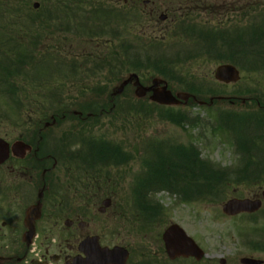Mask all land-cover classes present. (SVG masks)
Here are the masks:
<instances>
[{
	"label": "flooded vegetation",
	"instance_id": "obj_1",
	"mask_svg": "<svg viewBox=\"0 0 264 264\" xmlns=\"http://www.w3.org/2000/svg\"><path fill=\"white\" fill-rule=\"evenodd\" d=\"M123 2L125 12L140 11L150 19L143 27L147 33L161 30L162 4L158 1ZM140 3L143 10L138 9ZM165 14L168 20L169 11ZM78 57L87 62L90 50L85 49ZM79 77L65 87L64 75L58 76L53 96L46 93L47 85L34 90L27 102L36 104L37 110L27 123L18 125L19 133L13 140L4 138L10 149L16 142L26 143L29 149H11L0 164V264H81L84 253L91 251L89 247L81 251L85 240H90L92 247L125 248L127 264H178L184 259L169 261L163 251L142 247L132 251L125 246L127 231L120 229L119 234L114 228L124 221L123 212L130 213L138 206L136 198H131L138 193L136 146L131 139L104 143L102 136L90 132L101 121L98 116L109 112H84L77 109L78 105L107 101V97L112 101V90L97 89L92 77ZM108 82L104 78L101 83L104 86ZM141 85L151 86V81L143 80ZM125 89L134 92L133 83ZM51 104L69 106L41 110V106ZM106 201L110 202L108 207L104 206Z\"/></svg>",
	"mask_w": 264,
	"mask_h": 264
},
{
	"label": "rangeland",
	"instance_id": "obj_2",
	"mask_svg": "<svg viewBox=\"0 0 264 264\" xmlns=\"http://www.w3.org/2000/svg\"><path fill=\"white\" fill-rule=\"evenodd\" d=\"M5 7H8L4 12L7 15H3V10H0V51L2 52H11V51H21L15 47V42L23 43L28 45L36 46V56L37 60L42 64H46L48 68H45L46 72L52 71L51 74L45 73L44 75H50L48 80L38 81L37 72L35 71V67L32 69L33 72H30L28 78H17L20 79L23 83V86H27L24 88L23 93L19 92L24 97L21 98L25 100L26 97L33 96V91L36 90L35 87H38V83H49L46 88L51 94L56 93L52 89H56L57 83L56 81V67L55 64L58 65L59 59H57L55 54H58L60 61L70 62L76 61L74 57L81 52H84L85 49L94 50L97 42H104L108 39L105 35L106 31L103 32V37L99 36L101 40L98 38L92 42L93 44L89 45V39L85 36L84 28L77 21L73 22L74 26L78 29L72 31H64L56 30V24L53 22L48 23L47 30H44V24H46V17L48 15H52L58 10H62L66 8L68 5L71 7L68 11L59 12L60 15L64 18L65 25L69 26L72 23L71 18L77 17L79 20H85L80 12L74 11L76 9L81 8L82 10L89 11L92 18L90 22H94L96 24L97 21H101V18H97L91 12L94 11L98 7H103L105 9H114L117 5H123L124 0H5ZM151 1V0H148ZM158 1V0H157ZM80 2L82 6H74ZM160 2V1H159ZM158 2V3H159ZM36 3L40 6L38 10H34L32 4ZM207 6H210L212 3H215V7L212 9V12L215 13L218 11V17L221 19H227L233 14H238L239 8L246 5L247 8L252 12H259L261 9H257L259 4L264 5V0H208L206 1ZM199 5H189L188 1L183 0L180 3L175 2L170 5L163 4L160 7L159 16L163 13H168V11H173L178 16L180 14L188 13L192 11L194 8H198ZM60 7L62 9H60ZM152 6H147L144 10L148 13V10ZM139 10H143V5L140 3ZM13 10L15 12H13ZM233 11L228 14L229 11ZM135 14H129V12L124 15V26L128 28V33L126 36H130L132 34H136V40L141 44L143 41H146L148 44H152L154 42L153 38L164 39L162 48L164 53L167 55V50L171 47H174L177 43L176 39L179 38L175 35L172 39L167 38L166 33L163 31V27L169 24L170 18L166 23H162L161 30H158L154 33H147L143 27L149 24L150 19H148L145 15L140 14L136 11H133ZM252 12V14H253ZM65 14V15H64ZM135 15V16H134ZM142 15V16H140ZM192 16H196V19H199V15L202 18L208 17L207 14H203L201 12H195L191 14ZM140 16V17H137ZM1 17L5 19L6 22H1ZM17 18V21H11L10 19ZM61 17V18H62ZM135 18V19H134ZM216 19V18H215ZM110 22H112L111 18H108ZM154 20H156L154 18ZM134 22H140V25H135ZM146 22V24L143 23ZM214 21V20H213ZM7 24V25H5ZM112 24L115 22L113 20ZM43 25V26H42ZM27 28V29H25ZM110 28V27H109ZM108 28V29H109ZM142 29L146 34L142 40L141 37L138 36V33L142 32ZM55 31H58V34H54ZM81 32V34H80ZM84 32V33H83ZM132 34H131V33ZM143 33V32H142ZM13 36L16 41L9 44L10 41L7 42L8 36ZM105 35V36H104ZM94 37L95 34L93 35ZM102 37V38H101ZM146 38V39H145ZM152 39V40H149ZM144 46V45H143ZM91 48V49H90ZM160 48V49H162ZM57 49L59 51H57ZM57 51V52H56ZM56 52V53H55ZM43 54L45 56H43ZM2 55V56H1ZM43 56V57H42ZM8 56H4L3 53H0V61H10ZM183 60V58H180ZM13 60V59H11ZM50 61V62H49ZM199 61V60H198ZM196 61L194 63L184 65L179 64L174 73V78L172 81L176 83V80L183 81L184 78H190L192 81H196L194 84L202 83L205 88L208 90H213L212 92L202 93L198 92L197 97L201 98L204 94L206 98L204 100H208L209 97L215 96L219 93L225 96H237L243 94L246 91H258L259 87L264 84V77L261 78L260 75L255 74H247L240 70V82L234 84H230L228 86L218 85L214 82L213 72L215 68L221 62L214 63L209 60L204 61ZM224 63V62H222ZM221 63V64H222ZM65 68V67H64ZM66 70V68H65ZM102 79L99 81L94 80L92 84L99 85L102 82ZM65 87L70 83L76 81L71 78L65 79ZM20 83V81H19ZM178 83L172 84L175 89L181 90L178 86ZM114 86L113 82L107 85V88L110 90ZM40 88V87H38ZM37 88V89H38ZM205 90V91H208ZM221 91V92H220ZM27 92V93H26ZM253 95V94H252ZM261 97L262 102H264V94ZM2 97L0 96V138H7L13 140V137L19 133V123H24L25 120L29 121V108L31 107V114H33L34 106H27V101H24L23 110L16 109L15 106L8 107L3 105ZM37 99V98H36ZM202 99V98H201ZM119 100L120 108H124L127 104L128 106L134 105L137 111L133 110V113L126 112L127 117L124 120H118L117 123L112 119L111 121L107 119H102L95 127L91 128L93 134L97 136H104L107 140H114L118 142H122L123 140L131 139L134 141L135 146H138L141 139L145 137V135H156L159 134L163 138L170 137L176 140L179 143H189V135L194 138L192 141L197 149L200 151L201 157L209 162H213L216 165H219L221 168L230 167L233 169L235 167V163L237 161L234 160L233 150L231 146V139H228V136L221 133V135H217L212 132L211 127L214 125L213 118H210L208 114V110H204L203 108H199L197 106H188L185 107L184 111H189L192 116L199 115L201 119H203L202 126L195 127L191 129V127L182 129L178 126L175 127L169 121L162 122L158 120V117L150 118L145 112L140 111L143 110V106L149 102L148 99H144L142 104L137 102L132 96V93L129 90H126L124 95L121 96ZM245 101V100H244ZM4 102V100H3ZM246 102V101H245ZM124 106V107H122ZM46 109H50V107H46ZM234 109L236 112L243 111H253L256 110L255 107L250 106V104L246 103L243 106H228L226 104H220L219 106H214L213 111L211 113L216 112L220 113L222 111H229ZM212 110V109H210ZM125 111H128V108H125ZM121 113V112H118ZM151 115V114H150ZM24 117V121H21V117ZM214 117V114H213ZM114 118V116L112 117ZM7 119V120H6ZM128 125V129H127ZM128 130V131H127ZM201 134L202 137L197 138L198 135ZM137 165V163H135ZM134 166V163H133ZM132 166V167H133ZM131 167V168H132ZM136 168L138 167L135 166ZM135 167H133L135 169ZM139 169V168H138ZM137 169V171H138ZM264 181V180H262ZM262 183V182H261ZM256 183L254 185L249 186H238L233 189H225L223 193L219 197H214L209 201L195 202L191 204L185 203H177L173 196L166 195L164 192H159L155 195V200L158 201L163 208V212L161 215V219L159 222H156L150 225L144 232H142V228L139 224L131 225V220L127 219V216L130 213L123 212L124 221L120 223L114 224V228L121 234V231H127V242L125 246H130L132 251H138L146 249L148 251L155 250L161 253L162 251V242L160 240V235L164 228L171 223L178 224L181 228H184L187 235L192 239H195L198 246L203 249L204 253H206L205 259H202L200 264H219L220 260H225L226 264H240L239 259L241 257L251 256L256 258L257 260L264 261V252H254L249 249L248 244L253 241H257L260 238L262 233L260 228L263 226L261 223L259 224V230H253L251 224L246 218L243 216H236L235 218H229L227 216H223L221 213V207L224 201L230 198H238V199H246V198H254V196L258 195L261 198V193L264 192V184ZM262 200V208L264 209V200ZM260 216V215H259ZM260 219V217L258 218ZM119 239L121 236L119 235ZM121 240H117L120 242ZM142 246L143 249L139 248ZM191 263V261H189ZM179 262L178 264H190Z\"/></svg>",
	"mask_w": 264,
	"mask_h": 264
},
{
	"label": "trees",
	"instance_id": "obj_3",
	"mask_svg": "<svg viewBox=\"0 0 264 264\" xmlns=\"http://www.w3.org/2000/svg\"><path fill=\"white\" fill-rule=\"evenodd\" d=\"M196 3L201 4L202 0H198ZM5 4V0H0V8L2 10L8 9ZM255 7L257 9L262 8V10L256 13L252 10V14L247 7L239 8L240 12L234 14L233 19L227 18L228 20L224 24L214 25L208 21L204 23L202 22L203 20L200 18L196 19V17L187 20V16H185L183 21H188L189 23L184 24L186 28V31L182 33L184 37L176 39V41L182 40V42L186 40L187 44L184 54H186L187 58L185 60L179 59L183 55V52L180 51L175 53L174 61L165 59L163 55L155 54V58H147L139 62L135 59L139 53L138 51H127V72L133 71L144 77L150 74L163 78L173 77L179 64L184 65L185 63H194L198 60H209L214 63H231L247 74L264 77V5L259 4ZM13 12L15 11L13 10ZM2 14L7 15L5 12ZM103 14L107 13L103 12ZM10 20L17 21V18L14 17V19ZM1 22L6 21L1 17ZM174 33L178 35V32ZM161 46L160 42L157 44L152 43L149 49L143 47V50L155 52ZM0 53L8 54V52L2 51ZM17 54L20 55V53ZM109 57L112 65L115 60L119 65L122 63L117 56L110 55ZM20 59L21 57L18 56L17 60L20 61ZM133 60L137 64L133 63ZM198 92L203 93V91L189 90V93L195 97H197L196 94ZM208 92L213 94V90H208L204 93ZM263 94L264 84L253 95H247L246 92L241 94L242 98L251 99L245 101L250 106L256 107V110L236 112L231 109L217 113L214 116L218 127L216 129L219 131L223 130L233 141L234 156L236 161H238V167L233 168V171L215 168L212 162L199 159L198 152L192 153L190 157L189 153L185 152L187 149L183 147L184 154L174 157V159L171 158V162L174 165L170 164L168 172L165 171L166 164H163L161 172L155 174L156 180L161 184L170 185L173 189L178 187L179 189L171 190L170 192L172 194L176 193L177 196H183L186 200L197 197L206 201L219 197L225 189L261 183L264 178V109H257L256 104L260 105L261 108L264 107V102L261 99ZM200 97L202 98H200L201 100L205 101L204 98L206 96L204 94ZM232 102L233 105L231 106H239L241 101ZM220 103L230 106L229 102ZM215 104L213 103V105ZM163 110V113H157L159 120L174 122L173 120L178 119V125L182 128L184 125H196L199 122L198 117L191 120L183 114L174 115V110L172 109L166 108ZM147 112L149 114L152 113L150 110ZM144 162L145 158L143 159ZM246 162H255V164L254 166H249L245 165ZM154 207L153 205L152 208L154 209ZM262 218L264 220V214Z\"/></svg>",
	"mask_w": 264,
	"mask_h": 264
},
{
	"label": "water",
	"instance_id": "obj_4",
	"mask_svg": "<svg viewBox=\"0 0 264 264\" xmlns=\"http://www.w3.org/2000/svg\"><path fill=\"white\" fill-rule=\"evenodd\" d=\"M35 9L38 8L37 4L33 5ZM132 79L135 80L134 86H135V96L137 98H143V96L146 94V92L152 90L154 87H157L160 84H163L162 88L155 89L153 92V95L150 97L152 102H156L159 105L162 106H176L180 103V101L187 102L188 95L184 94H177L176 97H172L169 91H167V87L165 82H162L161 80L154 79L152 82V87L142 88L139 85L138 78L131 74L128 79L122 82L121 86H119L116 90L117 94H121L123 91V88L125 85L129 84ZM214 79L219 83L223 84H230V83H236L239 81V73L232 65H220L218 68L214 71ZM23 149H26L24 145H21ZM8 151L6 143H3L0 140V162L3 161L6 152ZM105 206H109V202H105ZM261 207L260 201L257 200H230L226 203H224L222 212L225 215L228 216H236L240 213H254L257 212V210ZM162 240H164V247L167 251V254L170 259L176 258V257H193L196 260H199L202 256V252L200 249L197 248L195 243L189 239L183 230L178 228L176 225H171L170 228L163 234ZM112 253L108 258L110 263L118 264L120 263L124 257L121 255L120 252H115L113 250ZM242 264H261V261H256L253 259H244L241 261ZM222 264H224L222 262Z\"/></svg>",
	"mask_w": 264,
	"mask_h": 264
}]
</instances>
